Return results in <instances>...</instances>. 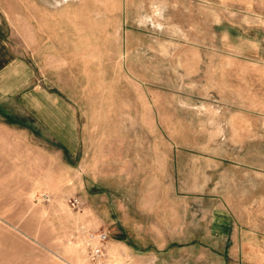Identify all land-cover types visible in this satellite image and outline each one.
Masks as SVG:
<instances>
[{
    "label": "rangeland",
    "instance_id": "374dc122",
    "mask_svg": "<svg viewBox=\"0 0 264 264\" xmlns=\"http://www.w3.org/2000/svg\"><path fill=\"white\" fill-rule=\"evenodd\" d=\"M0 15V264H264V0Z\"/></svg>",
    "mask_w": 264,
    "mask_h": 264
},
{
    "label": "crops",
    "instance_id": "0c3cea01",
    "mask_svg": "<svg viewBox=\"0 0 264 264\" xmlns=\"http://www.w3.org/2000/svg\"><path fill=\"white\" fill-rule=\"evenodd\" d=\"M29 80L28 63L14 54L8 41L5 19L0 15V92H21L26 88ZM33 92H44V90H33Z\"/></svg>",
    "mask_w": 264,
    "mask_h": 264
},
{
    "label": "built area",
    "instance_id": "2783aa9c",
    "mask_svg": "<svg viewBox=\"0 0 264 264\" xmlns=\"http://www.w3.org/2000/svg\"><path fill=\"white\" fill-rule=\"evenodd\" d=\"M71 205H72V207L75 208V207L78 205V201H77V200H72ZM97 238H98L100 241H103V240L106 239V235H105V234H99V235L97 236Z\"/></svg>",
    "mask_w": 264,
    "mask_h": 264
}]
</instances>
